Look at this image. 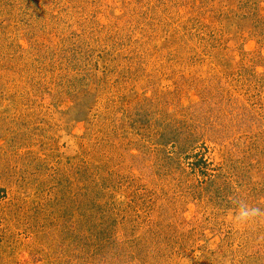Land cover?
Returning <instances> with one entry per match:
<instances>
[{
    "label": "rangeland",
    "instance_id": "374dc122",
    "mask_svg": "<svg viewBox=\"0 0 264 264\" xmlns=\"http://www.w3.org/2000/svg\"><path fill=\"white\" fill-rule=\"evenodd\" d=\"M264 0H0V264H264Z\"/></svg>",
    "mask_w": 264,
    "mask_h": 264
},
{
    "label": "clouds",
    "instance_id": "9594fccd",
    "mask_svg": "<svg viewBox=\"0 0 264 264\" xmlns=\"http://www.w3.org/2000/svg\"><path fill=\"white\" fill-rule=\"evenodd\" d=\"M262 215L264 212L258 207H251L244 202H240L238 206L237 219L240 222H253Z\"/></svg>",
    "mask_w": 264,
    "mask_h": 264
}]
</instances>
